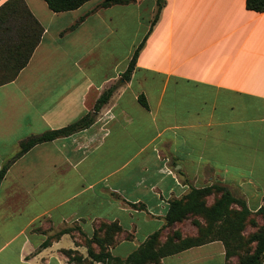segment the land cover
I'll return each mask as SVG.
<instances>
[{
  "label": "crops",
  "instance_id": "0c3cea01",
  "mask_svg": "<svg viewBox=\"0 0 264 264\" xmlns=\"http://www.w3.org/2000/svg\"><path fill=\"white\" fill-rule=\"evenodd\" d=\"M102 1L53 12L44 0H23L42 31L26 65L0 84V168L21 140L93 112L115 89L89 127L37 144L9 166L0 264H69L63 249L85 255L83 240L113 222L121 231L110 251L126 257L131 251L117 248H137L160 229L168 201L192 186L220 183L251 210L264 207V11L245 0H164L124 80L156 0ZM34 28L22 11L5 15L1 75L13 73ZM66 227L74 230L41 247ZM224 255L213 241L161 262L225 264Z\"/></svg>",
  "mask_w": 264,
  "mask_h": 264
},
{
  "label": "trees",
  "instance_id": "16d2710c",
  "mask_svg": "<svg viewBox=\"0 0 264 264\" xmlns=\"http://www.w3.org/2000/svg\"><path fill=\"white\" fill-rule=\"evenodd\" d=\"M53 12H61L73 10L80 7L89 0H44ZM132 0H104L101 2L102 7H107L115 4H124ZM164 0H156V13L151 21L149 31L144 36L143 40L135 48L127 68L122 73V78L128 80L135 66L138 54L144 44V41L155 24L159 12L163 7ZM245 6L249 10L255 12L264 11V0H245ZM8 11L14 13L22 11L26 14L29 22L32 25L38 26V30L33 29V37L29 35L32 41L26 44L19 53L18 63L14 67L11 74H0V84L11 80L17 72L23 68L36 44L39 41V36L42 28L38 22L32 17L31 13L25 6L23 0H8L0 6V27L5 20V15ZM37 31V32H36ZM34 39V40H33ZM22 46V43H21ZM115 87L111 86L105 90L96 100L93 112H88L73 121L72 123L57 129L46 130L43 133L31 135L21 140L17 152L0 168V183L4 178L9 166L33 146L51 141L60 137L70 136L80 130L89 127L95 121V113L109 100ZM138 101L147 106L143 95L138 96ZM218 194L214 202L206 206L204 198L206 196ZM232 205H237L239 208L232 209ZM189 213L203 214L207 219V226L199 228L196 237L181 238L180 232L174 230L172 236H169L165 241L160 242V233L163 228L171 226L182 221ZM256 213L261 216L263 225L258 233L251 235L247 241L254 242L253 249L244 256H238V249L242 246L243 237L241 231L245 226L246 219ZM164 224L162 227L151 233L137 248L131 251L126 257L115 256L111 253L110 247L114 245L113 237L121 231V226L117 223L107 225L108 232L111 237L100 235L101 227H98L93 232L90 238H85L86 256H82L75 249H63L62 252L67 257L69 264H92L100 262L101 264H162L161 260L164 257L177 254L191 247L204 245L213 241H220L223 244L225 251V264L232 256H238L235 264H264V207L261 206L255 211L251 210L246 201L235 196L225 185L220 183H212L201 187H190L188 192L179 198H173L168 201V209L164 216ZM74 230L73 227H66L48 236L42 243L41 247H47L53 239L59 238L62 234L70 233ZM106 233V232H105ZM97 246V249L94 248Z\"/></svg>",
  "mask_w": 264,
  "mask_h": 264
},
{
  "label": "rangeland",
  "instance_id": "374dc122",
  "mask_svg": "<svg viewBox=\"0 0 264 264\" xmlns=\"http://www.w3.org/2000/svg\"><path fill=\"white\" fill-rule=\"evenodd\" d=\"M208 185V183H206ZM234 195H237L235 192L233 193ZM218 197V194H212L209 196H206L204 198L205 201V205L209 206L211 205L215 198ZM253 207V206H252ZM239 207L237 205H232V209L236 210ZM255 211V210H253ZM102 225L101 227V232L100 235H105V237L108 236V238L111 237V233L106 231L107 230V225L106 223H102L99 225V227ZM263 225V221L260 215L256 214V213H252L245 222V226L243 228V230L241 231V235L243 237V242H242V246L238 249V256H244L247 253H249L253 247H254V242H248L247 239L253 235L259 232V230L261 229ZM207 226V219L204 217L203 214H193V213H189L182 221L175 223L171 226H168L167 228L163 229L160 233V242L165 241V239L169 236H172V233L174 230H178L180 232V236L181 238L183 237H196L198 235V230L199 228H205ZM147 227H143V230L140 232V235L138 237L142 238V234H144L145 232H147ZM106 232V233H105ZM118 234V233H117ZM114 235L113 240H114V244L116 243V235ZM83 243L85 245V241L83 240ZM132 244L130 243H125L120 245L117 248V253L120 254L121 256H124L126 254H128V252L133 251L136 247H132ZM129 247L131 248L129 250ZM95 249H97V246H94ZM79 254H81L78 250H76ZM82 256H86L81 254ZM127 256V255H126ZM238 256H232L229 258V260L227 261V264H235L238 260Z\"/></svg>",
  "mask_w": 264,
  "mask_h": 264
}]
</instances>
